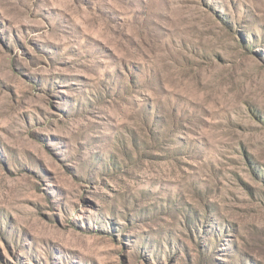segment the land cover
<instances>
[{
    "label": "rangeland",
    "instance_id": "obj_1",
    "mask_svg": "<svg viewBox=\"0 0 264 264\" xmlns=\"http://www.w3.org/2000/svg\"><path fill=\"white\" fill-rule=\"evenodd\" d=\"M0 264H264V0H0Z\"/></svg>",
    "mask_w": 264,
    "mask_h": 264
}]
</instances>
